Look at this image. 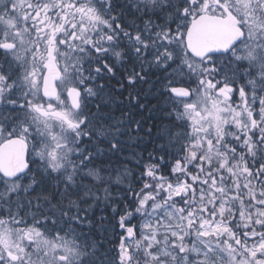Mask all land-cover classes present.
<instances>
[{"label":"snow or ice","instance_id":"1","mask_svg":"<svg viewBox=\"0 0 264 264\" xmlns=\"http://www.w3.org/2000/svg\"><path fill=\"white\" fill-rule=\"evenodd\" d=\"M0 264H264V0H0Z\"/></svg>","mask_w":264,"mask_h":264}]
</instances>
